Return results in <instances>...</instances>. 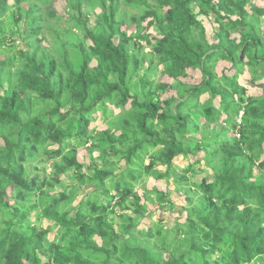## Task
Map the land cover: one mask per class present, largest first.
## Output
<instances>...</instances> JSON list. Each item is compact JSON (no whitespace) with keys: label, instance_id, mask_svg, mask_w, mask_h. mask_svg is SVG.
Returning a JSON list of instances; mask_svg holds the SVG:
<instances>
[{"label":"trees","instance_id":"trees-1","mask_svg":"<svg viewBox=\"0 0 264 264\" xmlns=\"http://www.w3.org/2000/svg\"><path fill=\"white\" fill-rule=\"evenodd\" d=\"M262 18L252 0H0V264H264ZM149 205L186 221L139 229Z\"/></svg>","mask_w":264,"mask_h":264},{"label":"rangeland","instance_id":"rangeland-1","mask_svg":"<svg viewBox=\"0 0 264 264\" xmlns=\"http://www.w3.org/2000/svg\"><path fill=\"white\" fill-rule=\"evenodd\" d=\"M252 3L255 4L256 6L258 7H261L263 8L264 7V1L263 0H252ZM63 1H58L56 3V8L59 10L60 13L63 12ZM247 10H250L249 7H247ZM199 20H202L206 29H207V35L209 37H212V29H211V26L208 22L207 19H204L203 17H199ZM145 25V24H144ZM123 30H126V27L123 28ZM261 30H264V18L261 19ZM134 33V27H131L128 29V34H132ZM45 45L48 46V43H45ZM149 48H145V52H149ZM145 66H147V64L145 63ZM230 64H226V63H222L221 66H218L217 68V73L219 75H221L224 70L223 68L224 67H229ZM161 69V67H160ZM143 73V72H142ZM249 79V74H248V71H245L244 75L240 77V82L242 84H244L243 86H245L248 90V94L249 95H260L261 94V90H259L258 88L257 89H253L252 87L248 86L245 81ZM152 80H154L155 82L157 81H161V82H164V83H167V84H170L172 83L173 81L168 78V77H162L159 73V71L152 76ZM180 81L182 82H185V83H188V84H198L201 82V74L198 72V71H188V76L187 78H182L180 79ZM174 91H170L168 94H165L164 96H162V99H167L169 98L170 96L174 95ZM207 96L204 97L202 100H206ZM216 105H218V103L216 102L215 103ZM113 108V107H111ZM119 113V110H114V114H118ZM102 115L100 114V112L97 113V120L95 122H93L91 125H90V129H97L98 131H102V130H105L106 129V124L104 123V120L102 119L101 117ZM232 136V135H231ZM196 139H199L200 140V135L196 134L195 135ZM236 137H237V134H236ZM238 138V137H237ZM98 155V153H95L94 157H96ZM203 155L202 153H199V156L197 157V159H202L203 158ZM78 159L80 162L82 163H85L86 165L89 164V156L87 154V151L84 150V149H80V151L78 152ZM195 159H191V160H185L183 159L182 157L178 158V160L175 161V165H177L178 167H181V168H185L187 167L191 161H194ZM146 164H148V160L145 162ZM98 164H100V162H98ZM120 166H124V162L122 161ZM44 167H46V170H47V173H50L51 172V167H50V164H46ZM201 168H207L205 165L201 166ZM197 169H199L197 167ZM209 171V170H208ZM210 172V171H209ZM69 176L71 175L68 174ZM206 176V173H199L197 174L196 176L192 177L191 175H189V178H190V181L191 182H200L201 179L203 177ZM66 180V179H65ZM69 185L73 184L75 186H79L80 183H78L77 181H71L68 183ZM142 187H145L147 189H150L152 190L154 187L157 188L158 190L160 191H166L167 190V186H166V183L164 181H154L152 180L151 178H144L141 183L139 185L136 186V191L139 193V194H143V188ZM169 189L170 190H174V186L171 184L169 185ZM82 197H80L78 199L81 200ZM173 202L178 206V208H182L183 206H185V197L183 195H174V197L172 198ZM78 201L76 202V204L78 203ZM149 210L150 212H152V216L150 219L146 218V219H143L142 221H140L139 223V229H144V230H148L152 227L153 224H157L159 223V220H163V224L166 228H170V226L174 225L175 222H179L181 224H184L185 221H186V218H187V213H183V214H180L177 212V210H174L173 212H168V211H162L160 209H154V207L152 205H149ZM118 224V223H117ZM160 224V223H159ZM43 226H46L48 225V222L47 224H42ZM52 238V237H51ZM98 240V239H97Z\"/></svg>","mask_w":264,"mask_h":264},{"label":"built area","instance_id":"built-area-1","mask_svg":"<svg viewBox=\"0 0 264 264\" xmlns=\"http://www.w3.org/2000/svg\"><path fill=\"white\" fill-rule=\"evenodd\" d=\"M237 134V137L240 138V134L239 133H236Z\"/></svg>","mask_w":264,"mask_h":264}]
</instances>
